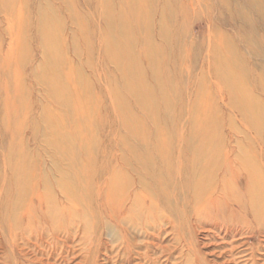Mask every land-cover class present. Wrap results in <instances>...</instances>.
Here are the masks:
<instances>
[{
  "label": "rangeland",
  "instance_id": "374dc122",
  "mask_svg": "<svg viewBox=\"0 0 264 264\" xmlns=\"http://www.w3.org/2000/svg\"><path fill=\"white\" fill-rule=\"evenodd\" d=\"M3 1L0 0V155H32L39 152L46 167L52 165L51 151L41 145L42 142L45 144V139L55 140L56 136L44 123V112L50 105V91L42 81L44 78L50 84H56L51 77L58 75L66 56L73 62V67L70 70L67 68L66 74L70 76L71 84L76 81L79 89L75 92L90 100L102 117V120H94L90 118L92 110L85 112L81 125L87 134L90 132L92 135V131L99 139L132 141L136 138L129 122L134 118L143 124L146 138L152 140L161 131V135L167 139L184 137L197 142L264 141V0H200L193 14L179 23L176 22L174 9L170 10L167 26L168 31L172 32V39L168 42L170 45L172 42L171 47L176 42L173 47H180V53L182 51V72L175 76L171 71L170 54L176 52L172 48L165 56L169 69L168 79H162V98L156 83L147 75L145 64L140 65L139 74L143 77L140 83L153 101L154 111H150L152 118L144 116L133 95L124 88L115 62L111 59L103 62L101 45L106 34L103 35L101 28L102 13H97L95 8H77L76 12L85 21L86 30L91 32L87 39L81 30L70 24L69 12L55 0H5L8 6L2 8ZM78 1L80 5L84 2ZM258 2L263 6L260 7ZM19 8H22V18L18 15ZM112 9L114 14L118 13V10ZM11 12L14 13V32L19 34L18 28H21L22 37L19 53L9 59L7 55L4 56L10 42L9 26L5 20ZM42 19L45 20L46 29L41 23ZM152 21H155L152 42L158 46L162 44L158 41V16ZM177 24L178 31L174 29ZM149 26L151 28L152 25ZM146 28V25L142 26L140 33L129 32L124 36L126 41L141 43ZM117 34L115 29L111 36H107L109 54L118 52ZM175 36H180L179 40L174 41ZM189 42L197 43L191 56L185 54V44ZM131 47H124L128 57H133L136 52V48ZM216 49L222 52L218 59L223 78L228 83L223 87L219 83L222 81L220 76L213 68L214 61L218 65V59L213 58ZM157 59L159 62L163 57ZM208 59L213 61L211 66L206 61ZM19 67L22 79L20 95L17 96L14 87L17 85L15 75ZM62 75L67 87L64 71ZM107 149L104 145L99 147L96 170H106ZM9 174L0 159V189L5 185L3 189L7 190L8 195ZM242 182L239 192L249 203L245 178H242ZM95 202H100L97 201V194H89L87 203L91 210L79 217L69 218L66 227L59 222L58 226L65 227V230H59V235L68 237L69 243L67 247L59 243L60 248L54 253H51L49 246L54 244L58 234L54 232L55 229L49 227L51 225L41 224L44 221L39 222V217L37 220L40 224L27 220L23 228L16 232V237L28 251L24 254L26 261L19 260V264H41L36 263L37 241L41 244L39 248L47 247L41 249L44 258L53 254L52 264H264V212L254 215L249 209L243 213L229 200H221L208 211L195 213L192 221L184 219L181 214L178 217L173 215L174 210L169 212L167 207L154 210L146 222L145 215L138 212L141 216L126 223L132 232V237H129L131 250H127L120 231L110 225L104 232L103 240H99L97 229L108 222L105 218H102V222ZM33 216L35 218L36 214ZM144 226L149 229L148 233L141 231ZM4 236H9V233L4 235L0 232V264H16Z\"/></svg>",
  "mask_w": 264,
  "mask_h": 264
},
{
  "label": "bare ground",
  "instance_id": "6f19581e",
  "mask_svg": "<svg viewBox=\"0 0 264 264\" xmlns=\"http://www.w3.org/2000/svg\"><path fill=\"white\" fill-rule=\"evenodd\" d=\"M55 1L69 12L70 24L81 30L87 39L91 36V32L86 30L85 21L76 12L77 8L80 10L82 7L86 10L95 8L97 13H102L101 28L103 35L106 34L105 39L104 37L102 39L103 45H101L103 62L106 63V60L110 59L115 62L116 71L120 75L124 88L133 95L134 102L143 110L144 116L152 118L153 101L147 89L140 83L143 80L139 74L140 65L145 64L147 75L156 83L158 94L163 98L162 79L164 78V81L168 79L166 77L167 69H169L167 68L169 62L165 56L176 45L174 42L171 47L172 42L171 45L168 42L170 38L172 39L170 35L172 32L168 31L167 17L170 16V10L174 9L176 22L179 23L193 14L200 0H84L81 5L78 0H75L77 2L73 0ZM7 2L10 1L7 0ZM7 2L3 1L2 8L8 6ZM258 3L260 7L263 6L261 2ZM112 7L118 10V13L114 14ZM18 11V15L22 18V8ZM13 14L9 13L5 20L9 26L10 42L7 51L5 49L4 56L7 55L9 59L15 53L17 56L21 49L22 29L18 28L20 35L14 32ZM156 16L159 20L157 21L158 41L162 43L158 46L152 42L155 35L153 31L155 21H152V18L154 20ZM208 18L212 19V16L208 15ZM41 23L46 29L44 19ZM145 25L146 35L141 43L126 41L124 37L126 34L140 33L142 26ZM178 26L177 24L174 28L176 31H178ZM115 29L118 32L116 35L118 52L109 54L107 36H111ZM179 38L175 36L173 40H179ZM178 43L180 44L179 41ZM185 45L187 46L185 54L191 56L197 43L189 42ZM131 46L133 49L136 48V52L133 57H128L124 47ZM208 46L211 48L210 45ZM175 49L176 52L173 51L170 54L169 61L172 73L178 76L182 72L180 59L183 57H181L180 47ZM214 52L213 58H220L221 50L216 49ZM157 57H163V60L158 62ZM65 58V63L61 64L60 71L57 72L59 76L51 77L56 84H50L44 78L42 81L50 91L48 98L50 105L47 106L45 112L43 110L46 117L44 123L47 129H50L56 136L55 140L45 139V144L42 142L41 145L51 151L52 165L49 168L46 167L39 152L32 155L26 153L16 156L0 155L4 170L10 173L9 195L7 190L3 189L5 185L0 189V232L4 235L9 233V236H4V238H6L8 249L15 257L16 264H19V260L26 261L24 254L28 251L24 248L25 244L16 237V232L23 228L27 220L29 223L34 220L36 224H40L39 222L43 220L44 223L41 224L51 225L49 227L55 229L54 232L58 234L54 233L56 234L54 244L49 246L51 253H54L60 248L59 243L65 247L68 246L69 238L59 235V230L67 226V220L72 216L79 217L81 214H86V211L92 209L87 203L89 194H94V196L97 194V201L100 202H95V207L99 209L100 218H105L108 222L97 229L100 235L99 240H103L104 232L110 225L120 231L127 250H131L129 237H132V232L126 223L134 217L141 216L138 212L145 215L144 222H146L154 210L167 207L169 212L174 210L173 215L181 214L184 219L192 221L195 213L208 211L221 200H229L243 213L249 209L254 215L264 212V141L242 139L236 142L230 140L197 142L184 137L167 139L163 134L161 135V131H158L157 138L152 140L146 138L143 124L134 118H131L129 122L130 130L136 138L132 141L117 138L99 139L93 135L94 132L91 130L93 134L91 135L90 132L87 134V130L81 125L85 112L92 110L90 118L94 120L99 118L102 120V117L97 108L92 106L90 100L75 92L79 89L77 83L74 80L75 83L71 84V78L66 74L67 68L70 70L73 67V62L68 60L67 56ZM206 61L210 66L212 65L213 61L210 59ZM213 63V68L222 80L219 82L220 86H227L228 83L223 78L219 59L218 65L215 61ZM64 65L66 67H63ZM20 67L15 75L17 85L14 88L17 96L20 95L19 87L22 79ZM62 71L67 77L66 84L69 88L65 85ZM158 73L161 75L158 76ZM101 145L109 148L107 149L106 170H96V156ZM242 178H245L249 189V203L239 192V187H242L243 183ZM34 214H36L35 218ZM59 222L66 226H58ZM141 231L145 234L149 232V229L144 226ZM40 245L39 241L35 244L36 263L52 264L53 254L44 258L43 250L47 247L39 248Z\"/></svg>",
  "mask_w": 264,
  "mask_h": 264
}]
</instances>
